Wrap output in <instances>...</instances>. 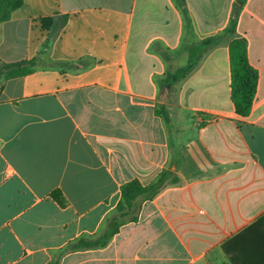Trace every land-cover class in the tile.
<instances>
[{"label": "crops", "instance_id": "1", "mask_svg": "<svg viewBox=\"0 0 264 264\" xmlns=\"http://www.w3.org/2000/svg\"><path fill=\"white\" fill-rule=\"evenodd\" d=\"M185 1L200 37L236 2ZM64 17L45 48L42 21ZM183 33L173 0H23L0 24V62L38 59L0 80V264H264V0H247L235 35L259 75L247 117L231 101L232 38L159 100L152 48L175 52ZM173 156L180 184L105 247L74 248L103 234L122 185L149 186Z\"/></svg>", "mask_w": 264, "mask_h": 264}, {"label": "trees", "instance_id": "2", "mask_svg": "<svg viewBox=\"0 0 264 264\" xmlns=\"http://www.w3.org/2000/svg\"><path fill=\"white\" fill-rule=\"evenodd\" d=\"M175 6L182 16L184 33L181 41V47L175 52L170 50L152 48L167 65L165 74L157 80L159 88V100L166 101L177 91L179 85L197 68L205 55L214 47L219 46L224 39L232 38L229 44L230 54V73H231V101L235 113L240 117H247L253 107L257 91L259 75L250 65L248 60V45L244 38L236 37V30L239 16L247 0H236L233 5L229 25L219 34L207 37H200L194 24V20L187 8L185 0H173ZM23 6V0H0V24L8 22L11 14ZM66 18H60L58 21L46 19L42 21L43 28L50 32V37L45 45L54 40L63 26ZM186 56L185 63L174 67L176 62ZM58 67L66 64L57 63ZM38 67V59L30 61H20L16 63L0 62V80L5 81L25 77L33 73ZM157 115L163 114L167 120V109L161 107ZM178 161L172 157L168 168L163 171L159 177L149 186H142L134 180L121 186V199L115 209L113 216L107 220V226L103 234L98 239L80 240L75 249H93L105 247L108 241L118 233L119 227L124 223L135 222L138 219L139 212L143 203L153 201L161 192L169 187L180 184L181 180L177 175ZM175 168V169H174ZM53 197L63 204L61 194L55 193ZM260 221H264V218Z\"/></svg>", "mask_w": 264, "mask_h": 264}, {"label": "rangeland", "instance_id": "3", "mask_svg": "<svg viewBox=\"0 0 264 264\" xmlns=\"http://www.w3.org/2000/svg\"><path fill=\"white\" fill-rule=\"evenodd\" d=\"M184 63H185V59L182 58L178 62H176L174 67H178L180 65H183ZM164 102L171 103V98H169L168 100L166 99V101H164ZM166 109H168V107H166ZM170 133H171L170 135H171L172 141L175 142V139H176L175 132L172 130Z\"/></svg>", "mask_w": 264, "mask_h": 264}]
</instances>
